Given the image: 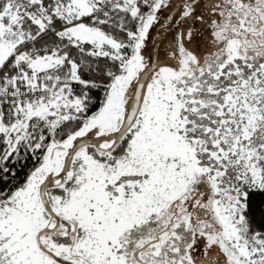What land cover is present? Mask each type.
Returning <instances> with one entry per match:
<instances>
[{
  "label": "snow or ice",
  "instance_id": "1",
  "mask_svg": "<svg viewBox=\"0 0 264 264\" xmlns=\"http://www.w3.org/2000/svg\"><path fill=\"white\" fill-rule=\"evenodd\" d=\"M0 264H264V0H0Z\"/></svg>",
  "mask_w": 264,
  "mask_h": 264
}]
</instances>
